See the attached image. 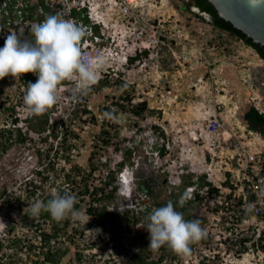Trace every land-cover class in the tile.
<instances>
[{
    "label": "rangeland",
    "instance_id": "rangeland-1",
    "mask_svg": "<svg viewBox=\"0 0 264 264\" xmlns=\"http://www.w3.org/2000/svg\"><path fill=\"white\" fill-rule=\"evenodd\" d=\"M137 3L144 40L135 45L130 36L126 44L122 25L108 26L115 39L112 48L117 52L105 48L102 58L106 63L101 68L105 72L100 69V77L107 74L113 82L80 98L81 102L86 100L91 112L84 113L81 103L72 102L75 82L59 85L60 100L45 113L49 123L65 121L56 129L59 132L67 127L64 143L61 144L60 132L53 137L47 125L44 131L37 132L44 126L41 120L45 113L35 117L24 109L22 97L26 85L36 82L35 74L30 75L32 80L28 73L17 80L11 76L0 80V128L12 127L17 119L24 138H12L0 152V240L6 253L3 261L23 263L41 252H30L28 245H39L40 231L48 233L49 224L39 216L33 220L27 207L63 184V174L71 166L79 168L77 181L88 177L92 185L99 184L107 167L115 168L122 152L129 149L135 186L142 190L133 191L131 202L116 191L106 203L114 212L137 204L141 209L128 211L122 221L106 218L103 230L96 233L91 232L96 228H86L83 236L79 231L70 233L71 226L86 227L88 216L80 210L84 219L72 217L63 235L67 239L51 241L53 249L65 251L59 264H124L133 251H143L142 255L149 252L145 257L156 261L164 252L148 248L149 233L141 226L147 223L153 204L167 203L172 196L185 193L184 176L197 182L205 176L216 191L204 188L199 199L190 198L186 203L190 221L198 219L207 236L190 246V256L171 259L172 263L264 264L257 236L252 233L264 222L249 218L251 223H242L236 216L238 204L243 201L242 146L249 152L264 149V137L242 119L251 105L264 111V60L251 47L210 24L206 14L197 17L185 6L186 0ZM26 23L16 29L25 38L31 34V25ZM10 32H15L11 25L0 24V48ZM134 45L147 54L125 64L124 56L134 55ZM121 88L129 92L132 104L145 101L147 109L141 115L128 112L130 104L122 101ZM118 103L124 104V109ZM105 108L111 109L116 118L106 119L103 114L109 111ZM102 139H107L108 144ZM3 142L0 135V148ZM92 164L97 169L89 175ZM179 179L180 183L175 184ZM113 185L120 188L118 182ZM35 224L39 225L37 229ZM113 234L115 241L111 239ZM134 235H142L137 245L129 242ZM118 242L123 243L122 250L113 247ZM78 252L83 255L80 262L76 260ZM165 255L162 264L168 263L173 254Z\"/></svg>",
    "mask_w": 264,
    "mask_h": 264
},
{
    "label": "clouds",
    "instance_id": "clouds-1",
    "mask_svg": "<svg viewBox=\"0 0 264 264\" xmlns=\"http://www.w3.org/2000/svg\"><path fill=\"white\" fill-rule=\"evenodd\" d=\"M8 4L10 3L6 5ZM0 24L2 25V23ZM11 27L15 32H10L7 35L4 46L0 48V80L7 76L17 80L26 73H28L31 80V74L37 76L35 83L29 82L26 85L22 97L25 111L31 116L38 117L36 115H42L51 109L60 100L58 93L62 89L59 88V85H62L61 83L64 81L75 82L71 99L73 103L79 105V99L97 84L100 78V69L106 63L104 58L94 57L81 50V41L86 35L85 30L72 20H66L59 15H50L42 22L31 26V33L34 37L33 42L25 38L22 33H17L15 26ZM122 31H124V43L128 44L130 36L132 38L131 30L123 29ZM113 42H115V39L110 42L111 47ZM114 50L116 51V49ZM141 52L143 50L139 51L137 47L134 49V55ZM128 62V57L124 56V63ZM101 71L105 72L102 69ZM103 115L109 120L116 118L111 111L105 112ZM23 121H26V118ZM132 167V163H126L120 169L115 170L116 176L113 181L114 184L115 182L120 184L119 189L115 185L117 187L116 191H119L130 202L132 201L133 191L141 189V186H135L136 175ZM174 183L179 184L180 179ZM196 183L197 181H194V184L186 185V191L179 199L181 207L187 200L191 201V189L187 190L188 187L194 186L193 191L195 194L198 193L196 198H200L199 193L202 189H198ZM76 202L74 195L68 193L61 195L54 190L52 198L46 203L37 199L27 208L33 217L39 216L44 211L58 222L69 215L75 219L83 220L84 214L75 208ZM140 209L137 204L123 211L134 212ZM146 220L147 223L141 227L149 233L148 248L153 251L167 246L177 256L188 257L191 255L190 246L207 236V231L201 227V222L198 219L186 221L183 214L174 208L172 201H168L166 206L153 208L146 216ZM88 221L89 219L86 223ZM100 231V229H95L91 232L98 233ZM8 233H10L9 230Z\"/></svg>",
    "mask_w": 264,
    "mask_h": 264
},
{
    "label": "trees",
    "instance_id": "trees-1",
    "mask_svg": "<svg viewBox=\"0 0 264 264\" xmlns=\"http://www.w3.org/2000/svg\"><path fill=\"white\" fill-rule=\"evenodd\" d=\"M38 1H39V4L43 5V0H38ZM16 4H17V0H11V3L5 6L7 13H5L4 10L2 9L0 10V23L2 24L7 23L17 28L19 23H23L25 20L29 18L38 19V20L42 18L41 16L37 14L38 4L31 5L29 2H26V6L22 8L17 7ZM185 6H187V8H189L190 11H193L197 17H202L201 14H206L208 16V22L210 24H212L213 26H215L216 28L222 31H225L226 33L235 37L236 39L242 41L245 45L251 47L264 60V46L260 45L259 43L253 42L251 39H247L243 32L233 27V25L230 22L219 17L216 9L208 0H186ZM44 8L47 9V7L45 6ZM83 19L85 20V22L87 21V19L85 18ZM27 39L34 42V38L32 35L27 37ZM143 54L146 55L147 51L144 50L141 53H137L133 56L128 57L129 63H133L135 60L140 58ZM112 82L113 81H111V79L106 74L105 77L99 78L97 84L94 85L91 88V90H96L99 88H106L107 86H110ZM63 83H65V81L62 82L61 84ZM91 90L88 93H90ZM121 91H122V94H120V96H121L122 101L125 100V102H128L130 104L128 108L129 109L128 112H131V114H135V115H141L147 109V105L144 100L140 101L139 103L132 104L131 103L132 97L129 94V92L123 88H121ZM79 103H81V105L83 106L84 113L88 114L91 112L89 111V109L86 108L87 105H86L85 99L83 100V102H81L79 99ZM118 104H121L120 109H124V104L122 103H118ZM104 110L111 111V109L109 108H105ZM242 119L245 121V123L250 129L258 131L259 134H261L264 137V129L260 131V129L255 127L258 125L264 126V114L260 112L259 109H257L254 106H251L250 109L243 112ZM41 122L43 123L44 126L42 128L38 127L36 129L38 133L42 132V130L44 131L47 125L49 128L50 127L52 128V129L50 128L52 131L50 134L53 137H57L60 132L61 134L60 137L62 139L61 144L66 141L67 132H68L67 127H63V129H61L62 132L61 131L56 132V129H58V127L61 128L62 126L65 125V121H63L62 119H59L58 121L49 123L48 114L45 113ZM12 124H13L12 127L0 128V135L1 137H3V140H4L0 148L1 153L10 145V142H12L13 140L12 138L14 139L16 138V140H21V141L24 140V138L22 137V133H21L22 129L18 127L17 125V119H14V122ZM104 130L105 131L103 132L107 133V130L106 129ZM102 142L104 144H108L107 139H102ZM69 148H71V143H69ZM162 150H163V147H160L159 152L161 154H163ZM130 152L131 151L129 149L122 152L121 154L123 155L122 160L116 163L115 168L112 169V168L107 167V169L105 170L104 177H103L104 179H101L102 181H100L99 183L101 185L99 184L92 185L91 183L88 182V179H89L88 177L87 178L80 177L81 178L80 181H77V177L79 176V170H78L79 168L77 165L71 166V170L63 174V179H64V181L62 182L63 184H59L56 187L55 191H58L61 195H63L64 193L74 195L77 201L75 204V208L78 211L82 210L86 214V216H88L87 220L89 219V221L85 225L86 227H82V229H78V226L77 227L71 226V231H70L71 234H73V232L74 234H76L77 231H79L80 236H83L84 235L83 231H85L86 228L87 229L96 228V229L103 230L106 226L105 224L106 218H110V220H114V221L116 220L122 221L123 219H126V217H128L127 211L114 212L113 210L109 209L106 201L111 200L115 197V192L117 188L115 185H113V181L115 180V176H116L115 170L120 169L126 163L131 164V162L128 160ZM96 169L97 167H95V165L92 164L88 174L89 175L92 174V172ZM186 178L187 180H185ZM188 178H190V176L189 177L184 176L183 178L184 183L186 185L194 184V181ZM196 186L198 187V189H203L207 187L208 191H216V189L212 186L211 182L205 180V176L202 177L201 181L196 183ZM230 186L231 188H233L232 185H229V187ZM52 193L53 192L48 193L46 196H44L42 198V201L46 203L49 199L52 198ZM183 194H184L183 191H181V193L177 197L172 196L170 201L173 202L174 208L183 214L184 219L186 221H190L191 213L189 209H187L185 206L186 203L189 201L187 200L186 203L182 207L179 204L180 196ZM195 197H198V193L195 194ZM249 198L252 199V195L249 196ZM166 204L167 203H162V204L155 203L153 204V208L166 206ZM27 214L28 216H31L30 212H27ZM31 217L34 220V217L33 216ZM38 218H40L39 220H42L43 222H48L49 231L48 233H46L45 230L40 231V234H39L40 244L39 245L30 244L28 245V248L30 252L36 251V249H40L41 252L39 253L37 252L34 255L35 256L34 259L27 260L23 263L18 262V261H15V262L14 261L12 262L3 261V258L5 257L6 253H5V250L3 249L4 242L0 240V264H59L62 261L65 251H61L58 248L53 249V245H51V241H54V240L58 241L60 239L62 241L63 240L65 241L67 239V236L64 237L63 235H66L65 233L67 232L68 227L71 225L70 223L73 222L72 216L69 215L67 218L58 222L52 219L49 213L42 211ZM132 218L133 220L137 219L135 217H132ZM79 222L80 221H78V223ZM31 225L32 223L30 224V227ZM35 225L36 226L34 227L35 229H37L39 225L37 224ZM117 238H118V235H117ZM111 239L115 241L116 236L113 234L111 236ZM118 239L121 240L122 237H119ZM140 241H142V235H137V236L134 235L130 237V240H129L131 245H134V244L137 245ZM122 246H123V243L121 242H118V244L113 245V247L118 250L119 249L122 250ZM158 251L164 252V253L160 254L156 261L145 257L146 255H149V252H145L144 253L145 255H142L143 251H135V252L133 251V253L127 258L124 264H162V261L164 260V257L166 256L165 254L167 255L173 254L170 257V261L166 264H173L171 259L173 260L179 259V256H177L167 246L161 247ZM76 254H77L76 260L77 262H80L83 255H81V253L79 252ZM30 257H31V254L28 253L27 258H30ZM65 264H68V263H65ZM70 264H73V263H70Z\"/></svg>",
    "mask_w": 264,
    "mask_h": 264
},
{
    "label": "built area",
    "instance_id": "built-area-1",
    "mask_svg": "<svg viewBox=\"0 0 264 264\" xmlns=\"http://www.w3.org/2000/svg\"><path fill=\"white\" fill-rule=\"evenodd\" d=\"M26 2H29L31 5L38 4L37 14L42 18L39 20L29 18L23 23L27 22V25L30 24L32 26L35 23L42 22L50 15H59L66 20H72L82 27L86 33L81 41V50L94 57H102L105 53V48L110 50V52H115L110 46V42L114 40L113 34L108 31V26H111V24L112 26L121 24L124 30L131 28V33L133 34L132 40L135 44H137V41L141 42V40H144L143 28L140 27L142 21L137 14V0H43V5L39 4L38 0H17L16 6L20 8L25 7ZM0 3V9L7 13L5 6L7 3H11V0H0ZM83 18L87 19V21L85 22ZM136 47L139 48V51L141 50L139 46H135L134 49ZM240 144L237 143L236 145ZM241 151L244 152L243 156L245 158L242 175L244 185L241 187L243 201L238 204L236 216L242 223L247 221L251 223L254 219H259L263 223L264 149L249 152L248 147L242 146ZM241 151L239 150V152ZM192 188L194 186L188 187L187 190L191 189L190 196L192 199H196ZM251 195L252 199L249 198ZM252 233L256 234L259 243L258 249L264 255V223L261 227L257 226V228H253Z\"/></svg>",
    "mask_w": 264,
    "mask_h": 264
},
{
    "label": "water",
    "instance_id": "water-1",
    "mask_svg": "<svg viewBox=\"0 0 264 264\" xmlns=\"http://www.w3.org/2000/svg\"><path fill=\"white\" fill-rule=\"evenodd\" d=\"M219 17L264 46V0H208Z\"/></svg>",
    "mask_w": 264,
    "mask_h": 264
},
{
    "label": "flooded vegetation",
    "instance_id": "flooded-vegetation-1",
    "mask_svg": "<svg viewBox=\"0 0 264 264\" xmlns=\"http://www.w3.org/2000/svg\"><path fill=\"white\" fill-rule=\"evenodd\" d=\"M251 106H252V105H251ZM251 106L247 107V109H245V111L248 110V109H250ZM245 111H244V112H245ZM260 112H262V113L264 114V111H260ZM255 127L258 128V129H260V131L264 129V126H262V125H258V126H255Z\"/></svg>",
    "mask_w": 264,
    "mask_h": 264
}]
</instances>
